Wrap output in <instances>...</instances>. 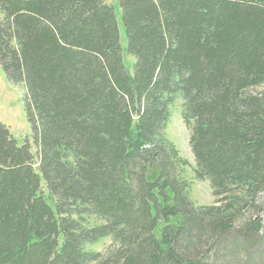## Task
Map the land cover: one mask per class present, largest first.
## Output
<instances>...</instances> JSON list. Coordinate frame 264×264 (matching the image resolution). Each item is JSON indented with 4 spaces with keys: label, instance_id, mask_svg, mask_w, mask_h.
Masks as SVG:
<instances>
[{
    "label": "trees",
    "instance_id": "trees-1",
    "mask_svg": "<svg viewBox=\"0 0 264 264\" xmlns=\"http://www.w3.org/2000/svg\"><path fill=\"white\" fill-rule=\"evenodd\" d=\"M118 5L132 71L106 0H0V67L42 133L35 161L0 122V264H264V0ZM176 93L210 205L165 135Z\"/></svg>",
    "mask_w": 264,
    "mask_h": 264
},
{
    "label": "rangeland",
    "instance_id": "rangeland-1",
    "mask_svg": "<svg viewBox=\"0 0 264 264\" xmlns=\"http://www.w3.org/2000/svg\"><path fill=\"white\" fill-rule=\"evenodd\" d=\"M107 3L113 5L120 31V44L123 47V61L126 67L132 71L134 57L126 53L124 50L126 44L125 31L121 21V10L118 0H106ZM168 43V42H167ZM182 97L180 93H176L171 104L168 106L169 117L165 127V135L167 139L175 145L182 158L188 161V165L184 167L182 177L189 182V197L194 205L204 206L214 202V196L208 179L194 178L193 169L195 163L193 155L188 143L189 131L185 126L181 115ZM0 122L6 126L10 134L17 140L19 144H29L35 161H39L42 153V137L41 123L38 113L35 109L31 94L25 80V74H21L18 82L9 80L0 67ZM156 167L150 169L147 173V179L152 180L157 174ZM44 191V183L42 184ZM264 201V195L262 196ZM87 226L100 224L102 221L95 216H85ZM263 232H264V213ZM180 221V217H171L170 223L176 224ZM160 221L156 234H160L163 226ZM112 243L110 237H105L95 243L87 244L86 249L103 252Z\"/></svg>",
    "mask_w": 264,
    "mask_h": 264
}]
</instances>
